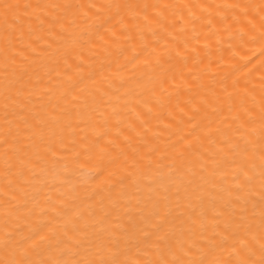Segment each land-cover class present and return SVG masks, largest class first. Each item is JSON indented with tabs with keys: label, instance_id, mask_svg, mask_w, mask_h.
<instances>
[{
	"label": "bare ground",
	"instance_id": "obj_1",
	"mask_svg": "<svg viewBox=\"0 0 264 264\" xmlns=\"http://www.w3.org/2000/svg\"><path fill=\"white\" fill-rule=\"evenodd\" d=\"M0 264H264V0H0Z\"/></svg>",
	"mask_w": 264,
	"mask_h": 264
}]
</instances>
